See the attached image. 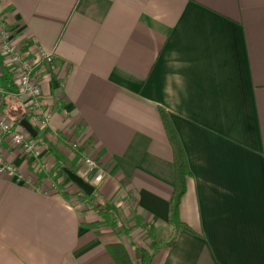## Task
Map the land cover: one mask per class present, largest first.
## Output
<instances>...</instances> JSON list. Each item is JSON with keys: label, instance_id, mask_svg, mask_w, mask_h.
I'll return each instance as SVG.
<instances>
[{"label": "crops", "instance_id": "0c3cea01", "mask_svg": "<svg viewBox=\"0 0 264 264\" xmlns=\"http://www.w3.org/2000/svg\"><path fill=\"white\" fill-rule=\"evenodd\" d=\"M0 27L60 67L58 78L39 70L52 115L32 127L36 154L5 139L3 158L45 186L56 165L75 171L128 229L106 224L66 179L45 193L0 176V264H114L105 245L145 247L147 228L150 264H264V0H0ZM0 86V113L23 130L4 64ZM157 107L190 171L178 206L189 231L172 245L161 238L172 237L173 172Z\"/></svg>", "mask_w": 264, "mask_h": 264}, {"label": "built area", "instance_id": "2783aa9c", "mask_svg": "<svg viewBox=\"0 0 264 264\" xmlns=\"http://www.w3.org/2000/svg\"><path fill=\"white\" fill-rule=\"evenodd\" d=\"M13 30L9 27H0V64L9 68L11 77L16 86L15 95L22 101L24 107L25 120L33 128H43L49 117L50 110L43 108V100L39 87V70L46 69L47 73L54 78L60 71L55 55L52 51H46L40 46L32 50H26L24 46L12 42ZM63 82L62 78H59ZM5 90L0 86V104ZM7 140L10 145L19 153L25 156L36 154V147L31 136L25 131L17 129L11 121L0 113V176L6 178L16 177L24 185L37 186L42 192L53 191L54 184L46 185L40 183L38 179L31 176H23L17 173L12 163L6 161L1 154V142ZM73 149L77 148V142L70 144ZM80 163L91 170L98 169V165L93 158L80 157ZM86 207H91L85 204ZM88 205V206H87Z\"/></svg>", "mask_w": 264, "mask_h": 264}, {"label": "trees", "instance_id": "16d2710c", "mask_svg": "<svg viewBox=\"0 0 264 264\" xmlns=\"http://www.w3.org/2000/svg\"><path fill=\"white\" fill-rule=\"evenodd\" d=\"M157 112L159 115V119L163 131L165 133L167 143L171 151L173 183H172V190L168 203V222L171 227L172 237L171 240L168 242V245H172L176 239V236L181 231H189V228L179 220L178 206L181 196L185 192V180L190 175V171L188 170L185 155L182 150L179 138L177 136L175 129L172 126L168 114L161 107H157ZM14 121L15 122L12 121L13 126L16 125L18 120H14ZM41 142L45 143L44 140H42ZM46 152L49 155L51 154V150L47 146H46ZM63 168L64 166H61L59 164L56 165V172L58 173L59 176H61L62 179H67L66 175L63 172ZM67 182L70 185H73L68 179ZM56 187L58 191V188L60 186L58 185ZM60 194L63 195L64 197L67 196V193L63 191V189L60 190ZM75 194L79 196L80 199L82 198L83 200H85L87 204L92 205V209H96L97 212L101 216H103L104 222L108 224L110 227L112 228L117 227V229L122 233H127L128 231L127 228L118 226V223L112 218L108 219L109 215L106 208L99 206L100 204H92V202L96 197L94 192H92L89 196H86L76 187ZM145 233L148 237L151 236V231L149 228L146 229ZM129 247L131 249V255L128 253L126 247L120 242L110 243L105 245V249L108 255L110 256V258L112 259V261L114 262V264H150L152 255L156 250V244L153 240L149 242L147 248L139 247L132 243H129Z\"/></svg>", "mask_w": 264, "mask_h": 264}, {"label": "water", "instance_id": "95a60500", "mask_svg": "<svg viewBox=\"0 0 264 264\" xmlns=\"http://www.w3.org/2000/svg\"><path fill=\"white\" fill-rule=\"evenodd\" d=\"M19 125L23 130H25L30 136L35 135V130H33L32 126L25 120L22 119L19 121ZM63 172L66 175V178L77 187L84 195L89 196L93 192V186H91L87 181L77 175L75 172L63 168Z\"/></svg>", "mask_w": 264, "mask_h": 264}, {"label": "rangeland", "instance_id": "374dc122", "mask_svg": "<svg viewBox=\"0 0 264 264\" xmlns=\"http://www.w3.org/2000/svg\"><path fill=\"white\" fill-rule=\"evenodd\" d=\"M70 170V169H69ZM71 171H73V170H71ZM56 172V171H55ZM75 172V171H74ZM57 173V172H56ZM77 174V173H76ZM33 176V175H32ZM33 178H34V176H33ZM54 178H56V179H54L53 180V182H55V184H54V186H58V183H60L61 181H62V179H60L61 178V176H59L58 175V173H57V175L54 177ZM35 179V178H34ZM67 180V179H66ZM53 182L52 183H50V184H53ZM91 185V184H90ZM45 186V185H44ZM74 185H72V187H73ZM92 186V185H91ZM75 190H76V187L74 186L73 187ZM53 191H55V192H58L57 191V187H55L54 188V190ZM67 192V191H66ZM76 192V191H75ZM75 192H74V194H75ZM97 200V199H96ZM98 203L97 204H100L99 203V201H97ZM92 204H94L93 202H92ZM88 206V205H87ZM99 206H101V204L99 205ZM89 208H92V207H90L89 206ZM142 231V230H141ZM145 231H146V229H145ZM145 231H142V233H141V236H140V238H138V244H141V245H144L145 246V248H147L148 247V245H149V237H147V235H146V233H145ZM165 238L166 240H167V242H169L170 240H171V236L169 235V236H165L164 234H161V238ZM145 241V242H144ZM127 250L128 251H130V249H129V247L127 248ZM131 253V252H130Z\"/></svg>", "mask_w": 264, "mask_h": 264}]
</instances>
